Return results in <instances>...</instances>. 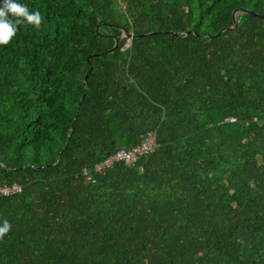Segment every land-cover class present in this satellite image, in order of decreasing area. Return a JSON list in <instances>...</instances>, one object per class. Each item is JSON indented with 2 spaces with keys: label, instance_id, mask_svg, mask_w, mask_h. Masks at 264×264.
I'll return each mask as SVG.
<instances>
[{
  "label": "trees",
  "instance_id": "16d2710c",
  "mask_svg": "<svg viewBox=\"0 0 264 264\" xmlns=\"http://www.w3.org/2000/svg\"><path fill=\"white\" fill-rule=\"evenodd\" d=\"M17 2L43 22L0 45V264H264V18L230 27L264 0Z\"/></svg>",
  "mask_w": 264,
  "mask_h": 264
},
{
  "label": "built area",
  "instance_id": "2783aa9c",
  "mask_svg": "<svg viewBox=\"0 0 264 264\" xmlns=\"http://www.w3.org/2000/svg\"><path fill=\"white\" fill-rule=\"evenodd\" d=\"M126 44H130L129 38ZM226 119L228 121H235L237 118L235 115H230ZM155 145V134L152 131H148L146 134H144L139 143L128 148H118L116 151L107 155L102 160L95 162L92 167H83L82 175L84 181H95L93 172H103L104 169L110 166L114 161H123L124 163H132L136 161L140 155L152 151ZM20 189L21 186L16 182H12L11 184H0V193L7 194L18 192Z\"/></svg>",
  "mask_w": 264,
  "mask_h": 264
},
{
  "label": "clouds",
  "instance_id": "9594fccd",
  "mask_svg": "<svg viewBox=\"0 0 264 264\" xmlns=\"http://www.w3.org/2000/svg\"><path fill=\"white\" fill-rule=\"evenodd\" d=\"M10 16L16 18L14 22L9 18ZM25 21L34 28L40 29L43 16L38 10L30 12L26 5L17 2V0H2L0 3V45L8 44L16 35L18 26ZM10 229V222L4 219L0 226V239Z\"/></svg>",
  "mask_w": 264,
  "mask_h": 264
},
{
  "label": "water",
  "instance_id": "95a60500",
  "mask_svg": "<svg viewBox=\"0 0 264 264\" xmlns=\"http://www.w3.org/2000/svg\"><path fill=\"white\" fill-rule=\"evenodd\" d=\"M239 11H241V12H249V13L255 14V15L261 17V18H264V14L258 13V12L253 11V10L236 9V10L233 12V15H234V22H233L232 26H230L231 28H235V27H236L237 21H236V19H235V15H236V12H239ZM105 28H106V30L109 31L108 26H106ZM123 31H124V32H123L124 35H131V32L128 31L126 28H124ZM144 34H149V33H141V35H144ZM114 39H115V42H114L113 47H116L117 44H118V38H117V37H114ZM126 45H127V44H126ZM85 78H86V75H85ZM69 132H70V131H69Z\"/></svg>",
  "mask_w": 264,
  "mask_h": 264
}]
</instances>
